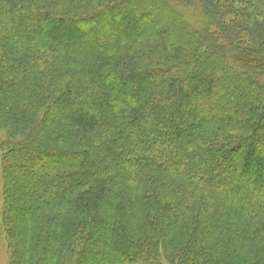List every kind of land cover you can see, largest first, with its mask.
Here are the masks:
<instances>
[{
    "label": "trees",
    "instance_id": "obj_1",
    "mask_svg": "<svg viewBox=\"0 0 264 264\" xmlns=\"http://www.w3.org/2000/svg\"><path fill=\"white\" fill-rule=\"evenodd\" d=\"M246 3L0 0L7 264H264Z\"/></svg>",
    "mask_w": 264,
    "mask_h": 264
},
{
    "label": "rangeland",
    "instance_id": "obj_2",
    "mask_svg": "<svg viewBox=\"0 0 264 264\" xmlns=\"http://www.w3.org/2000/svg\"><path fill=\"white\" fill-rule=\"evenodd\" d=\"M242 2H247V3L250 2L251 4L247 5V9L248 10L249 9L252 10L255 13V16H257V18L261 22L264 21V0H242ZM176 127H174V128H176ZM0 136L1 137L5 136L1 129H0ZM172 138L174 139L175 137H172ZM3 156H4L3 149L2 150L0 149V209L5 204L3 173H2V159H3ZM233 163H235V162L233 161ZM260 166L261 165H259V170L262 171ZM262 173H264V170L262 171ZM255 181H257V185L263 183L260 180V177L257 180L255 179ZM10 183L12 184L13 182H10ZM252 183H254V181ZM20 191H22V189H20V186H17L16 189H15V193H16L17 198H18V196H20V194H17V192L20 193ZM15 200H16L15 202H13L12 204L9 205L10 208H11V211H12L11 219L14 220L16 224H19L20 223L19 222L20 218L23 215V212H22L23 210H22V207L18 204V199H15ZM1 225H4V223L2 222L0 224V226ZM5 237H6L5 233H3V237H2L3 238V243H6V244L3 245V247L0 250V264H7V261H8V256H7L8 255L7 254V243L8 242H6V238ZM14 242H19V237H15V241Z\"/></svg>",
    "mask_w": 264,
    "mask_h": 264
}]
</instances>
